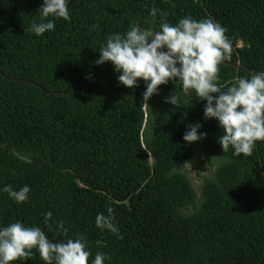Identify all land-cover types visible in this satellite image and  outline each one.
<instances>
[{"label":"trees","instance_id":"1","mask_svg":"<svg viewBox=\"0 0 264 264\" xmlns=\"http://www.w3.org/2000/svg\"><path fill=\"white\" fill-rule=\"evenodd\" d=\"M42 2L0 0V188L30 187L22 203L0 191V225L20 220L60 240L63 221L67 236L84 235L89 264L97 251L104 264H264V141L250 156L223 152L194 92L169 81L146 105L144 81L124 87L110 62L94 63L107 36L137 22L212 18L232 42L223 89L264 71V0H69L70 18L37 36ZM195 123L205 138L183 141ZM201 157L213 171L200 168L195 187L186 167ZM109 207L119 236L95 225ZM33 252L23 264H44Z\"/></svg>","mask_w":264,"mask_h":264},{"label":"clouds","instance_id":"2","mask_svg":"<svg viewBox=\"0 0 264 264\" xmlns=\"http://www.w3.org/2000/svg\"><path fill=\"white\" fill-rule=\"evenodd\" d=\"M68 3L69 0H43L36 10L39 22L34 20L29 30L41 36L54 29L55 18L68 20ZM158 12V8L150 9L153 22ZM158 28H145L137 22L122 34L107 36L94 63L110 62L118 73L117 81L124 87L131 89L138 81H144L142 97L146 105L158 93V86L178 81L186 95L194 92L196 98L205 101L203 116L218 122L222 130L218 143L223 152L231 147L233 156L252 155L254 144L264 141V71L249 72L221 89L217 83L219 66L230 60L232 52L225 27L212 18L195 19L186 15L174 24L161 19ZM165 100L174 106L178 103L173 92ZM200 127L199 123L187 125L183 141L192 143L205 138L206 133L198 132ZM0 191L22 203L28 200L30 187L24 185L14 190L11 185H4ZM51 217L50 211L45 212L44 222L47 224ZM95 225L119 236L111 207L107 208V214L97 213ZM57 231L64 239H49L41 227L27 226L20 220L0 225V264L16 261L23 264L34 255L33 250L44 264H89L91 253L84 235L67 236L63 221L57 222ZM106 255L97 251L91 264H104Z\"/></svg>","mask_w":264,"mask_h":264},{"label":"rangeland","instance_id":"3","mask_svg":"<svg viewBox=\"0 0 264 264\" xmlns=\"http://www.w3.org/2000/svg\"><path fill=\"white\" fill-rule=\"evenodd\" d=\"M201 160L203 161L202 164H197L196 166L188 165L186 167L187 175L195 187H199L201 183V176L209 175L211 171H213V168L209 166L205 157H201ZM200 168L202 169V172H200L201 176L197 175Z\"/></svg>","mask_w":264,"mask_h":264}]
</instances>
